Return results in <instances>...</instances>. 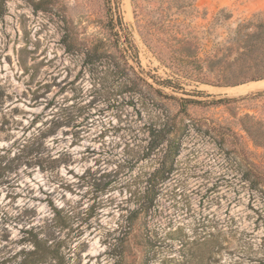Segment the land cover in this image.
<instances>
[{"label": "rangeland", "instance_id": "obj_1", "mask_svg": "<svg viewBox=\"0 0 264 264\" xmlns=\"http://www.w3.org/2000/svg\"><path fill=\"white\" fill-rule=\"evenodd\" d=\"M4 5L0 264H264V190L247 178L264 144L246 131H264V87L232 89L264 78L223 66L264 0ZM187 97L237 100L187 107L151 199L150 124Z\"/></svg>", "mask_w": 264, "mask_h": 264}, {"label": "trees", "instance_id": "obj_2", "mask_svg": "<svg viewBox=\"0 0 264 264\" xmlns=\"http://www.w3.org/2000/svg\"><path fill=\"white\" fill-rule=\"evenodd\" d=\"M4 0H0V13L4 11ZM110 15L119 12V6L110 3L108 6ZM114 18L111 19L115 25ZM119 22L122 19L119 16ZM110 30H113L111 26ZM116 44V43H115ZM70 45H68V48ZM118 46V45H115ZM230 51L234 54L233 59H228L223 66L235 69V75H241L242 71L253 72L251 79L264 78V17L256 14L246 22L238 25L237 34L230 45ZM220 63V61L218 62ZM140 80L148 84L145 79L139 77ZM165 98L177 99L173 95L163 94L162 91L156 89ZM263 92L258 93L261 95ZM237 100L236 98H220L217 100H200L192 97L182 98L179 112L167 115L161 114L155 121H152L149 127L151 140L146 146L144 158H150L157 163L156 169L146 178L148 197L153 198L156 186L165 181L176 169L175 163L182 147V140L188 123L182 115L189 105L208 106L210 104H223ZM181 116V117H180ZM246 131L252 136L256 142L264 144V131H257L251 127H246ZM247 175L250 180L251 187L258 190H264V172L258 171L253 167L249 168ZM148 174V173H147ZM249 176V177H248ZM146 192V193H147Z\"/></svg>", "mask_w": 264, "mask_h": 264}, {"label": "bare ground", "instance_id": "obj_3", "mask_svg": "<svg viewBox=\"0 0 264 264\" xmlns=\"http://www.w3.org/2000/svg\"><path fill=\"white\" fill-rule=\"evenodd\" d=\"M254 87H264V80L263 81L260 80L259 82H253L245 85H240L237 87H233L232 89L235 91L247 92L253 89Z\"/></svg>", "mask_w": 264, "mask_h": 264}]
</instances>
